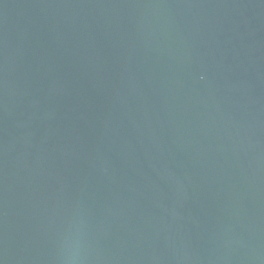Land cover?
Listing matches in <instances>:
<instances>
[{"label":"water","instance_id":"water-1","mask_svg":"<svg viewBox=\"0 0 264 264\" xmlns=\"http://www.w3.org/2000/svg\"><path fill=\"white\" fill-rule=\"evenodd\" d=\"M0 264H264V0H0Z\"/></svg>","mask_w":264,"mask_h":264}]
</instances>
